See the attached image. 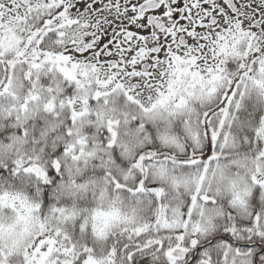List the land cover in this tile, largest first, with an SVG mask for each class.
I'll list each match as a JSON object with an SVG mask.
<instances>
[{
  "label": "snow or ice",
  "instance_id": "1",
  "mask_svg": "<svg viewBox=\"0 0 264 264\" xmlns=\"http://www.w3.org/2000/svg\"><path fill=\"white\" fill-rule=\"evenodd\" d=\"M0 264H264V0H0Z\"/></svg>",
  "mask_w": 264,
  "mask_h": 264
}]
</instances>
